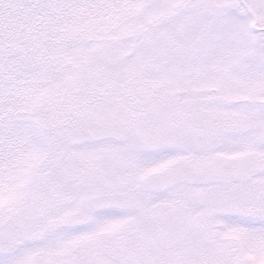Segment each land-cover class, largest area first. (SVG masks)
I'll use <instances>...</instances> for the list:
<instances>
[{
  "label": "snow or ice",
  "instance_id": "6c2138e0",
  "mask_svg": "<svg viewBox=\"0 0 264 264\" xmlns=\"http://www.w3.org/2000/svg\"><path fill=\"white\" fill-rule=\"evenodd\" d=\"M0 264H264V0H0Z\"/></svg>",
  "mask_w": 264,
  "mask_h": 264
}]
</instances>
